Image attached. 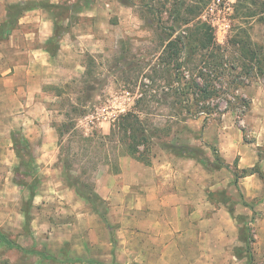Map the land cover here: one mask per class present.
<instances>
[{
	"label": "rangeland",
	"instance_id": "374dc122",
	"mask_svg": "<svg viewBox=\"0 0 264 264\" xmlns=\"http://www.w3.org/2000/svg\"><path fill=\"white\" fill-rule=\"evenodd\" d=\"M16 1L0 2L6 7ZM35 2L43 6V21L37 27L22 25L23 32L1 50L21 64L40 45L53 57L37 51L35 62H29L33 81L19 73L6 82L14 71L0 76V264H264V67L243 90L253 104L241 119L231 111L207 122L201 116L167 123L171 110L162 105V86L170 77L167 41L205 24L222 46L239 28L264 46V0H247L248 9L241 12L254 15L247 23L236 18L238 0L30 3ZM17 5L7 10L19 19ZM37 29L40 39L34 36ZM193 41L185 40L186 56L200 47ZM232 46L239 57L243 44ZM152 78L161 88L151 91L149 104L140 108L157 129L147 132L152 164L180 161L182 170L195 176L190 182L184 175L181 184L184 196H193L197 209L203 208L200 219L217 214L202 228L208 235L217 228L208 238L185 232L186 249L197 239L203 248L184 251V257H173L172 251L164 259L157 256L163 244L145 227L147 219H141V229L133 227L137 195L121 189L113 177L120 159L132 157L118 141L101 140L120 115L134 108ZM34 93L39 123L48 125L40 134L20 125L21 103ZM255 169L263 176L250 174ZM219 237L237 240L216 249L213 238Z\"/></svg>",
	"mask_w": 264,
	"mask_h": 264
},
{
	"label": "trees",
	"instance_id": "16d2710c",
	"mask_svg": "<svg viewBox=\"0 0 264 264\" xmlns=\"http://www.w3.org/2000/svg\"><path fill=\"white\" fill-rule=\"evenodd\" d=\"M30 2L31 0L16 4L17 11L20 13L18 16L23 15L26 10L43 7L41 2H35V4ZM246 3L247 0H238L235 9L236 18L241 19L242 23H247L248 18L254 16L241 12L243 8L248 9L245 8ZM252 3H255V0H252ZM11 6L15 7V5ZM16 21H18L17 17L13 18L9 11L7 20L0 26L1 39H7L10 36L18 23ZM200 25L197 31L175 36L165 45L168 59L167 72L170 77H167L162 86L163 95L166 98L162 101V105L171 110L168 115H165L169 117L167 123L178 124L189 118L201 116H204V121L207 122L210 119H221L231 111H237L241 119L251 110L253 101L243 93V90L252 85L258 74L263 73L264 46L254 42L243 28H239L238 33L229 39L228 44L222 46L217 43L210 26ZM241 32L246 35H241ZM185 40H194L193 42L198 43L200 47L190 50L186 56ZM237 44H243V52L239 57L231 48L232 45ZM151 83V85L143 84V88L145 86L148 88L145 94L136 100L132 110L115 120L110 134L101 138L103 142L118 141L129 156L146 166L152 164V144L147 132L157 129L154 127V122L151 123L143 118L140 108L149 104L148 97L152 98L149 96L151 91L156 94L161 88L157 86L156 79L152 78ZM156 86L157 88H154ZM155 94L153 97L157 98ZM240 129L244 132V128ZM203 163L211 166L206 160ZM225 167L229 168V165L226 164ZM254 173L263 176L257 169L250 171V174ZM234 176L235 183L238 184L240 176L237 168Z\"/></svg>",
	"mask_w": 264,
	"mask_h": 264
},
{
	"label": "crops",
	"instance_id": "0c3cea01",
	"mask_svg": "<svg viewBox=\"0 0 264 264\" xmlns=\"http://www.w3.org/2000/svg\"><path fill=\"white\" fill-rule=\"evenodd\" d=\"M27 1L30 0L8 2L6 3V7L2 4V2H0V26L8 18L9 12L7 7L11 3L18 4L25 3ZM41 8L43 7H35L33 9L24 11L23 15H21L18 19V25L5 40L7 43L0 45V76L2 74L9 75L14 71V75L4 79L6 82H9L10 80L14 81L15 76L20 75L19 73H26L22 74V76H25L28 81L35 80V74H33L34 72L30 69L32 64H29V62L33 60V62H35L38 55L37 51H44L45 54L50 55V58L53 57L51 51H49L47 48H43L41 45L35 48L37 50L31 54L30 59L26 64L19 63L17 56H14L11 59L5 57L3 52L1 53V50H4L5 46L8 47L9 43H12L11 39L13 36L23 32V27L27 28V26L30 27L32 25H36V27L39 26L38 22H42L43 17H45L43 11L40 10ZM24 23L27 24L25 25ZM34 33V36H37V38L40 39L41 29H37V31H34ZM16 51L18 52L17 48ZM14 60L15 62H13ZM28 67L29 70H27V72H22L23 68L26 69ZM35 96L36 93L31 94L29 95L30 101L24 102V104L21 103L22 108L20 117L22 118V121L20 125L25 126L26 128H24V130L30 134H40L43 132V129L45 130V128L48 126L46 124L42 125V123H39L42 121L37 116L39 113V104L34 101ZM181 166L182 163L180 161L176 159L172 161L170 158H167L166 161H163L162 159L161 161L154 160L152 165L146 166L133 158L123 157L120 159L119 173L113 176L115 181H118L121 184V189H132L137 195L138 203L133 207V210H131L136 215V222L134 223L133 227L141 229L144 227V223L141 221V219H147L145 222V227L150 230V233L156 235L157 240L163 244L161 245L162 254H157V256L163 259L166 258V256H169L166 253L169 251H172L173 257H184L186 256L184 251L187 250H194L196 253H200L201 249L203 248L200 245L202 240H193L195 243H193V247L190 245V240L189 248L186 249L185 241L187 236H185V232L189 233L192 230H195L197 235L201 236L196 238H204L208 235V231H202V228L207 225V223H213V217L215 219L217 218V214L215 213L213 217L211 215L208 217V219H200V215L202 213L199 214V211L203 208L197 209L198 205L193 196H184L183 184H181L184 175L185 178H187V180L190 182L195 180V176L190 171L182 170ZM191 207H196V209H192ZM204 209L207 210V206H205ZM217 222L218 221L216 220L215 223L217 224ZM185 229L186 231H184ZM216 229L210 230L209 233H215V231H217ZM220 229H222V227ZM135 232L138 233L137 231ZM213 239L216 249L221 247L226 249L228 243L232 244L237 240V238L223 237ZM229 247L230 246H228V248Z\"/></svg>",
	"mask_w": 264,
	"mask_h": 264
}]
</instances>
